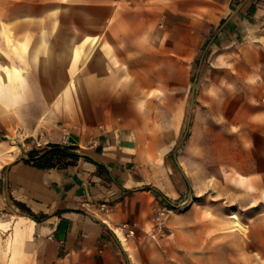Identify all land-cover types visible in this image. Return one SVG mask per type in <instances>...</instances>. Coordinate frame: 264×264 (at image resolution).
Here are the masks:
<instances>
[{
  "label": "crops",
  "instance_id": "1",
  "mask_svg": "<svg viewBox=\"0 0 264 264\" xmlns=\"http://www.w3.org/2000/svg\"><path fill=\"white\" fill-rule=\"evenodd\" d=\"M61 1L36 0L42 12L33 19L52 46L66 41L69 56L85 57L76 84L85 109L79 115L52 106L16 146L0 139V153L17 147L0 156V216L13 217L0 220V230H9L0 246L4 263L124 264L113 236L129 250L115 230L124 228L133 230V237L123 234L140 264H155L142 252L153 243L143 240L159 203L173 199L158 194L155 172L145 163L171 150L173 90L187 91L209 72L217 85L227 80L250 90L231 100L236 151L230 168L235 183L253 187L259 194L253 199L264 201V0H65L68 16L60 15ZM12 2L4 0L5 9ZM8 128L3 125L5 135ZM65 136L79 155L74 164L38 168L23 161L30 150ZM160 183L181 191L170 175ZM248 216L250 248L264 256V214ZM216 258L213 253L212 264ZM156 259L171 264L169 255ZM227 263L235 264V256Z\"/></svg>",
  "mask_w": 264,
  "mask_h": 264
},
{
  "label": "rangeland",
  "instance_id": "2",
  "mask_svg": "<svg viewBox=\"0 0 264 264\" xmlns=\"http://www.w3.org/2000/svg\"><path fill=\"white\" fill-rule=\"evenodd\" d=\"M25 5L21 7L20 0H13L5 9L4 0H0V139L6 146H16L21 134L52 106L63 112L70 108L79 115L85 109L84 90L76 85L85 57L69 56L66 41L52 46V41L45 39L46 28L34 23L33 18L42 9L36 0H25ZM60 6V15L68 16L66 1H61ZM22 14L29 18L20 19ZM10 17L14 19L12 24L5 23ZM61 31L69 30L65 26ZM206 75L204 82L193 83L187 91L173 90L177 100L171 105V150L157 151L155 158L145 163L150 172H155L154 188L173 201L159 203L151 216L154 229L143 244L153 245L142 252H146L148 262L155 264L161 254L169 255L171 264L190 257L204 260L199 264H212L213 253L218 264H228V258L233 256L235 264H264L259 249L250 248L248 221V213L264 214V201L253 199L259 196L253 187L235 183L234 170L230 168L236 151V112L231 100L250 90L231 87L227 80L217 85L210 72ZM259 101L264 103V96ZM6 123L8 135L3 129ZM2 149L0 156L5 158L17 152V147ZM165 174L180 183L181 191L174 185L177 195L174 189H165L160 183ZM250 205L253 207L246 209ZM12 218L0 216V220ZM118 229L128 234V230L115 228ZM8 233L9 230H0V246H4ZM126 241L129 250L124 249L127 262L122 256L123 263L140 264ZM0 264H6L4 257H0Z\"/></svg>",
  "mask_w": 264,
  "mask_h": 264
},
{
  "label": "trees",
  "instance_id": "3",
  "mask_svg": "<svg viewBox=\"0 0 264 264\" xmlns=\"http://www.w3.org/2000/svg\"><path fill=\"white\" fill-rule=\"evenodd\" d=\"M78 159L79 155L74 152V147L69 145L63 146L60 143H51L43 149L30 150L23 161L38 168H61L74 164ZM158 194L161 196L160 193Z\"/></svg>",
  "mask_w": 264,
  "mask_h": 264
},
{
  "label": "built area",
  "instance_id": "4",
  "mask_svg": "<svg viewBox=\"0 0 264 264\" xmlns=\"http://www.w3.org/2000/svg\"><path fill=\"white\" fill-rule=\"evenodd\" d=\"M60 144H62L63 146H68L69 145L68 137L65 136ZM155 219L159 220V217L156 216ZM132 233H133V230L132 229H128V234H132Z\"/></svg>",
  "mask_w": 264,
  "mask_h": 264
},
{
  "label": "bare ground",
  "instance_id": "5",
  "mask_svg": "<svg viewBox=\"0 0 264 264\" xmlns=\"http://www.w3.org/2000/svg\"><path fill=\"white\" fill-rule=\"evenodd\" d=\"M117 232H118V234H119V236L122 238V240H124V241H126L125 240V237H124V234H123V232L121 231V230H117ZM116 235V234H115ZM118 238V237H117ZM119 240V239H118ZM120 242V241H119ZM127 242V241H126ZM121 243V242H120ZM124 243V242H123ZM126 245H127V243H126Z\"/></svg>",
  "mask_w": 264,
  "mask_h": 264
},
{
  "label": "water",
  "instance_id": "6",
  "mask_svg": "<svg viewBox=\"0 0 264 264\" xmlns=\"http://www.w3.org/2000/svg\"><path fill=\"white\" fill-rule=\"evenodd\" d=\"M113 236H114V238L116 239V241L118 242V244L121 246V248L124 250V248L122 247V244L119 242L117 236H116L114 233H113Z\"/></svg>",
  "mask_w": 264,
  "mask_h": 264
}]
</instances>
